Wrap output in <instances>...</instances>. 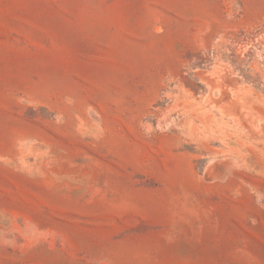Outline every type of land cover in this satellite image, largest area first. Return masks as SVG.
I'll list each match as a JSON object with an SVG mask.
<instances>
[{
	"label": "rangeland",
	"instance_id": "rangeland-1",
	"mask_svg": "<svg viewBox=\"0 0 264 264\" xmlns=\"http://www.w3.org/2000/svg\"><path fill=\"white\" fill-rule=\"evenodd\" d=\"M0 264H264V0H0Z\"/></svg>",
	"mask_w": 264,
	"mask_h": 264
}]
</instances>
